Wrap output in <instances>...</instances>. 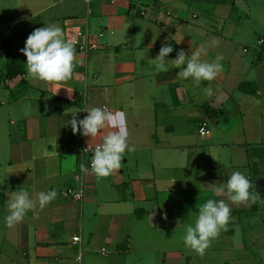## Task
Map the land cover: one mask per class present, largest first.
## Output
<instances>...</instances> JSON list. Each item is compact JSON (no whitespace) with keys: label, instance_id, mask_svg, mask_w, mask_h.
<instances>
[{"label":"crops","instance_id":"crops-1","mask_svg":"<svg viewBox=\"0 0 264 264\" xmlns=\"http://www.w3.org/2000/svg\"><path fill=\"white\" fill-rule=\"evenodd\" d=\"M54 8L58 11L50 21L42 18ZM235 15L239 22L252 15L246 0H0V75L8 54L24 67L23 74L0 82L4 97L14 99L11 109L21 123L9 152L0 150V211L6 213L10 193L21 187L37 204L11 228L0 213L5 264H74L85 245L88 256L96 247L115 248L110 264H116V258L155 242V235L158 241L175 242L181 224L195 217L207 199L227 201L226 193L215 195L207 185L226 182L233 171L245 172L257 192L255 204L233 209L242 210L235 218L246 217L250 245L264 249V37L257 47L243 45L240 32L238 37L231 32ZM51 24L62 27L68 40L85 28L101 46L88 53L75 46L76 64L67 81L30 77L20 51L27 37L7 38L11 30L4 31L10 26L23 36ZM212 38L219 45L206 59L223 57L215 80L197 86L177 78L180 69L172 64L167 71L156 69L153 59L162 44L175 49L171 60L180 49L190 54ZM245 81L258 93L241 91ZM209 85L212 97L202 91ZM93 106L126 114L134 150L109 176L84 172L85 198L78 202L67 190L80 188V163L91 158L101 138L91 141L74 133L68 121L76 112L84 118ZM204 122L209 132L202 135ZM206 150L208 161L202 155ZM53 188L57 198L40 208L38 193ZM231 235L216 237L214 244L241 248ZM75 236L81 240L75 242ZM102 254L108 255L104 247Z\"/></svg>","mask_w":264,"mask_h":264},{"label":"clouds","instance_id":"clouds-1","mask_svg":"<svg viewBox=\"0 0 264 264\" xmlns=\"http://www.w3.org/2000/svg\"><path fill=\"white\" fill-rule=\"evenodd\" d=\"M219 45L218 38L201 42L191 52L180 49L176 58L169 60V54L175 49L171 43L162 44L156 62L158 71H167L168 65L180 69L177 78L191 81L200 85L203 81H213L223 71V57L217 55L214 60L206 59L209 49ZM20 51L27 57L28 75L40 81L62 82L73 75L76 64V48L71 40L66 39L64 30L53 24L33 30L25 41V47ZM204 94L212 97L214 89L209 85L202 89ZM70 93V92H69ZM82 119L77 118V112L68 121L74 133L91 137V141L98 136L100 142L92 149L91 167L81 162L80 168L84 172L89 170L97 177H106L121 167L126 152L134 148L129 143L126 127V114L93 106L87 108ZM48 150V148H47ZM88 150V149H87ZM209 190L215 195L227 194V201L232 204L255 202L256 191H252L253 183L245 172L233 171L226 182L209 183ZM57 191L53 188L38 193L39 207L43 208L57 198ZM225 199L209 198L199 206V211L193 223H188L183 235L186 247H190L203 255L213 239L222 230H227L231 217V205ZM37 206L32 194L25 187L10 193L6 204L5 223L9 228L21 222L29 210Z\"/></svg>","mask_w":264,"mask_h":264},{"label":"rangeland","instance_id":"rangeland-1","mask_svg":"<svg viewBox=\"0 0 264 264\" xmlns=\"http://www.w3.org/2000/svg\"><path fill=\"white\" fill-rule=\"evenodd\" d=\"M246 2L249 4L250 8L252 9V15L249 17L242 18L241 22L237 21V15L233 17V24L234 28H231L232 35L234 36L237 32H240V37H243L242 44L248 45L251 48L257 47V42L260 37H264V0H246ZM56 10L58 11V8L51 9L49 12H47L44 16H42L43 19H50L52 18V15L56 13ZM240 12V11H239ZM240 23V24H239ZM53 25V24H51ZM11 30L10 36L8 37H28L29 35H17L14 33L12 27L7 26L4 28V31ZM1 31V30H0ZM4 61H1V64H3ZM264 91V86H263ZM4 83L0 85V150H2L3 153L9 152V142L10 138H14L17 134V131L19 130L20 124L18 121V114L15 113V111L11 109L12 105L14 106V99L12 97H4ZM5 103V105H2L1 102ZM212 125V123H211ZM13 136V137H10ZM19 137H16L14 140H18ZM207 152L203 154V158L205 161L209 160L210 150H206ZM69 197V196H68ZM69 199H71L69 197ZM264 199V198H262ZM264 202V201H261ZM229 203V202H228ZM232 208L231 216L232 219L230 220L231 223H229L227 230H222L219 234V237H223L226 234H232L235 243L239 242L243 246L241 248H230L232 246H224V245H216L214 244V241L212 240L210 243V246L206 249L205 253L201 255L200 253L196 252L195 250L191 249L190 247H186L183 235L185 233V229L188 223H193L195 217L188 218L191 220H188L185 222V224H181V228H179L178 234V240L175 242H166L164 241H158L157 236L155 242H151L150 244L143 245L142 247L145 248H139V250H136V253H143L145 256L143 260L139 258V256L134 253L127 258H124V255L120 256V260H115L116 264H264V249L262 248H256L255 246L250 245V234L252 233L249 230V227L246 228L243 221L246 219L244 218H235L237 214H240L237 212H234L236 210L237 205L229 203ZM252 204H255V202H252L251 200L247 203L239 204V208H246L251 206ZM233 209H235L233 211ZM0 213L5 218L6 213H3V211ZM234 215V216H233ZM234 217V218H233ZM193 220V221H192ZM2 223V222H0ZM261 227V225H260ZM229 229H234L233 232H228ZM3 231H0V233ZM136 234V233H135ZM154 238V236H153ZM155 239V238H154ZM1 241V236H0ZM244 242L247 244L248 248L244 245ZM218 243V242H217ZM250 245V246H249ZM103 247L105 248L107 252V256H104L102 254ZM103 247H96L92 249L90 252V256L85 255L86 254V245L84 246V249L82 250V256L75 260L74 258V264H110V259L113 257H117V252L115 248H110L108 245H104ZM165 253L166 259H165ZM76 256H79V253H77ZM122 257V258H121ZM156 257V258H154ZM119 259V258H118ZM0 264H5L4 260L0 259Z\"/></svg>","mask_w":264,"mask_h":264},{"label":"built area","instance_id":"built-area-1","mask_svg":"<svg viewBox=\"0 0 264 264\" xmlns=\"http://www.w3.org/2000/svg\"><path fill=\"white\" fill-rule=\"evenodd\" d=\"M71 41L74 43L75 46L79 47L80 51L85 52V53L100 49L101 47L99 41L97 40V37L92 36L85 28H78L75 35L72 36ZM262 42L263 41H261V43ZM207 125L208 124L206 122L202 123V126L200 128V133L202 135H205L209 132L207 129ZM92 149L90 150L91 158L93 155ZM91 158L87 161H85V159H83L82 161L83 163L87 164L89 169L91 167V163H90ZM83 174H84V171L81 170V172L76 176V179L81 182L80 188L78 189L69 188L67 190V195L74 201L82 202L85 198V191L83 187ZM80 240H81L80 236L74 237L75 242H78Z\"/></svg>","mask_w":264,"mask_h":264},{"label":"trees","instance_id":"trees-1","mask_svg":"<svg viewBox=\"0 0 264 264\" xmlns=\"http://www.w3.org/2000/svg\"><path fill=\"white\" fill-rule=\"evenodd\" d=\"M7 68L4 74L0 75V82L5 81L8 79H13L17 77L18 75H21L24 73V67L23 64L18 60L15 56L8 54V60H7ZM239 89L243 92L249 93V94H257L258 88L257 86L249 81H245L240 84ZM1 196V194H0Z\"/></svg>","mask_w":264,"mask_h":264}]
</instances>
